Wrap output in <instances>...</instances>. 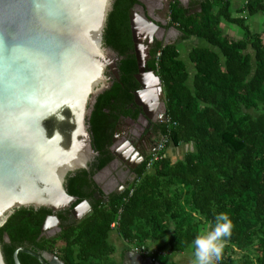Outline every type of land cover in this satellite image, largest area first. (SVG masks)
Returning a JSON list of instances; mask_svg holds the SVG:
<instances>
[{
    "label": "trees",
    "instance_id": "obj_1",
    "mask_svg": "<svg viewBox=\"0 0 264 264\" xmlns=\"http://www.w3.org/2000/svg\"><path fill=\"white\" fill-rule=\"evenodd\" d=\"M135 4L115 0L109 23L107 38L120 51L122 70L95 107L99 158L89 172L70 173L73 193L81 194L71 208L87 201L91 212L80 223L68 217L70 210L57 213L61 231L46 237L42 226L49 210L17 209L0 227L6 264H13L18 248L56 255L63 264H121L110 242L113 233L123 243L121 258L143 248L142 258L164 262L162 252L192 248L196 235L214 226L220 213L234 227L216 264H264V0H242L238 7L232 0L169 1L168 26L178 37L156 43L145 63L162 87L167 116L159 130L162 158L150 169L145 159L133 170L134 180L106 201L102 192L99 200L93 195L98 190L91 189L90 176L113 161L114 131L139 88L129 20ZM254 16L260 19L257 27L250 23ZM226 25L237 27L240 38L226 35ZM191 40L204 45L191 47L186 60L179 44ZM181 146L188 150L173 159L168 150ZM18 260L40 264L24 253Z\"/></svg>",
    "mask_w": 264,
    "mask_h": 264
},
{
    "label": "water",
    "instance_id": "obj_2",
    "mask_svg": "<svg viewBox=\"0 0 264 264\" xmlns=\"http://www.w3.org/2000/svg\"><path fill=\"white\" fill-rule=\"evenodd\" d=\"M114 3L0 0V227L17 209L44 208L51 214L44 220L42 235L52 237L61 231L57 213L70 210L80 223L91 212L87 201L71 208L81 194L73 193L70 173L88 172L89 164L97 162L95 107L100 94L121 74L120 51L107 38ZM152 5V0H136L139 14L129 15L140 87L134 101L145 113L142 95L148 91L143 80L151 78L157 98L162 95L159 78L145 70L137 31L146 23L153 27L150 41L154 32H165L157 25ZM109 165L95 174L94 182L103 183ZM95 198H101L99 192ZM19 253L40 264H63L56 255L23 248L13 253V264H20ZM0 264H6L1 245ZM123 264L159 263L129 250Z\"/></svg>",
    "mask_w": 264,
    "mask_h": 264
},
{
    "label": "flooded vegetation",
    "instance_id": "obj_3",
    "mask_svg": "<svg viewBox=\"0 0 264 264\" xmlns=\"http://www.w3.org/2000/svg\"><path fill=\"white\" fill-rule=\"evenodd\" d=\"M157 8L158 7H156L154 10L157 19L159 20L157 25L165 29V32L162 34L157 33L158 31L154 32L155 34L153 35V39L151 41L148 39V33H145L142 38H140L139 44L142 45L143 51L145 53V63L149 56V51L156 43H173L178 37L177 31L174 28L169 27L168 22L163 19L162 16H160V13H165L166 9L162 8L158 10ZM134 11L135 9L133 7L130 13ZM135 12L139 14V11ZM143 37L145 38L143 39ZM146 71L151 72L148 70ZM110 84L112 86L113 82ZM139 90L140 87L133 92V104L129 105L130 112L128 113V116L120 119V122L117 125L112 137L110 151L114 159L109 165L111 169L110 173L107 174L109 176L104 177L105 179L107 178V180H110L105 181L104 179L103 183H96L94 182L93 177L97 172L90 176L93 185H95L94 187L92 186L91 189L96 188V190H98L94 192V197L97 192H103V197L106 196L105 198H107V196L113 192L120 193L123 191L125 185L133 181L135 178L133 170H135L138 165L148 158L150 152H152L156 145L160 142V127L167 123L165 104H162V95L157 99L155 109L151 110L147 106V113H145L139 106L135 104L134 101V94L139 92ZM106 182L109 183L107 184ZM120 187L123 188L119 190ZM101 198L96 199L99 200ZM68 217L71 218L73 222H75V219L70 214H68ZM44 236L50 237L46 234ZM124 256L122 258H116L115 256V259L123 264Z\"/></svg>",
    "mask_w": 264,
    "mask_h": 264
},
{
    "label": "clouds",
    "instance_id": "obj_4",
    "mask_svg": "<svg viewBox=\"0 0 264 264\" xmlns=\"http://www.w3.org/2000/svg\"><path fill=\"white\" fill-rule=\"evenodd\" d=\"M233 227V222L227 213L218 214L215 217L214 226L201 231L193 240L191 264H216L222 258L224 248L232 235Z\"/></svg>",
    "mask_w": 264,
    "mask_h": 264
},
{
    "label": "rangeland",
    "instance_id": "obj_5",
    "mask_svg": "<svg viewBox=\"0 0 264 264\" xmlns=\"http://www.w3.org/2000/svg\"><path fill=\"white\" fill-rule=\"evenodd\" d=\"M169 1L170 0H161V2H160V6L157 8L158 10L159 9H166L165 10V13H160V16H162V18L163 19H165L167 22H168V17H167V13H168V4H169ZM158 4V3H157ZM154 14H155V12H154ZM155 16H156V14H155ZM157 17V16H156ZM252 19H254V20H251L250 21V23L253 21V24L251 25V26H255V27H257L259 24H260V19H259V16H254ZM235 26H233V28H234ZM260 27V26H259ZM258 27V28H259ZM258 28H256V29H258ZM223 29H224V32H225V34L226 35H229L230 37H232V38H234V39H239L240 38V35H236L235 36V34H236V32H235V30H236V28H234V29H232V30H228L227 28H225V27H223ZM238 31V33H239V30H237ZM232 32L233 33H235L234 35L232 34ZM199 42L198 41H189V42H186V43H181V44H179L178 46L179 47H181L180 48V51H181V53H182V57L184 58V59H188L187 58V56H188V52H189V50L191 49V47H193V46H195L196 44H198ZM200 43H202V42H200ZM203 45H204V43H202ZM185 47V50H183V48ZM187 149V148H186ZM177 151V150H176ZM181 154H183V153H181ZM181 154H179V157L181 156ZM107 180V178L105 179V181ZM108 180H110V179H108ZM107 180V181H108ZM115 236H117L116 234H115ZM114 237V236H113ZM118 239V238H117ZM120 241H122V240H120ZM110 242L111 243H114V244H116V246H118V241L117 240H115L114 238H112V236H111V238H110ZM117 252H118V248H117ZM189 253H191L190 252V249L189 250H187L186 252H184L183 254H178V253H175L174 255H175V257H177V258H179V262H180V264H191V261L192 260H190V257L192 256H190V254ZM116 258H118L117 256H116ZM160 259L161 260H163L164 262H166L167 261V256L166 257H162V255H160ZM193 259V258H192Z\"/></svg>",
    "mask_w": 264,
    "mask_h": 264
},
{
    "label": "crops",
    "instance_id": "obj_6",
    "mask_svg": "<svg viewBox=\"0 0 264 264\" xmlns=\"http://www.w3.org/2000/svg\"><path fill=\"white\" fill-rule=\"evenodd\" d=\"M233 1V4H234V6L235 7H238L239 5H241V2H242V0H232ZM189 2V0H186V2H183V1H181V3H183V4H187ZM251 20H254V19H250V21ZM252 24H253V21L251 22ZM225 28H227L228 30H232V29H234V28H236V30H235V32H236V34L235 33H233L232 32V34L234 35L235 34V36L236 35H239L238 34V28L237 27H234L233 28V26H224ZM191 41H198V40H191ZM199 43L198 44H196L195 46H197V45H201L202 43H200V41H198ZM183 50H185V47L183 48ZM188 57V56H187ZM187 148V149H186ZM188 150V146H181L180 147V149H178L177 151L176 150H168V153H169V155L173 158V159H176L177 157H179V154H181V153H185V151H187ZM182 155V154H181ZM114 236V237H113ZM112 238H114L115 240H117L119 243H118V246H117V248H118V252L116 253V255L115 256H117L118 258L120 257V253H121V249H122V247H123V243L119 240V238H118V236H115V233H113L112 234ZM118 238V239H117ZM153 251H154V249H153ZM190 252L191 253H189L190 254V260H192V258H193V249L192 248H190ZM181 254H183V253H181ZM160 255H162V257L164 256V257H166L167 256V261L166 262H161V261H159V260H157V261H155V262H157V263H159V264H180V262H179V258H177V257H175V255L174 254H168V253H166V252H162Z\"/></svg>",
    "mask_w": 264,
    "mask_h": 264
},
{
    "label": "bare ground",
    "instance_id": "obj_7",
    "mask_svg": "<svg viewBox=\"0 0 264 264\" xmlns=\"http://www.w3.org/2000/svg\"><path fill=\"white\" fill-rule=\"evenodd\" d=\"M152 6L151 9L153 8L156 9V7H159V3H156V0H152ZM137 31L139 32V37L142 38V36L145 33H151L152 31H154L153 27L148 26L147 23L144 25L139 26V28H137ZM144 85H146L145 90L148 91L146 97H144L142 95V99L144 101V103L151 109L154 110L155 109V105L157 103V96H156V90L154 89V82L153 80L150 78V81L147 80H143ZM152 85V86H151Z\"/></svg>",
    "mask_w": 264,
    "mask_h": 264
},
{
    "label": "built area",
    "instance_id": "obj_8",
    "mask_svg": "<svg viewBox=\"0 0 264 264\" xmlns=\"http://www.w3.org/2000/svg\"><path fill=\"white\" fill-rule=\"evenodd\" d=\"M164 143L165 142L163 140L160 141L156 145L155 149L152 152H150V154L148 156L149 157V162L146 165L147 166V169H150L153 163L159 161L162 158L161 152H162V150L164 148ZM115 225H116L115 223H112L111 224V228H114ZM142 251H143V248L141 249V251H137V249L134 250L135 253H139V252H142Z\"/></svg>",
    "mask_w": 264,
    "mask_h": 264
}]
</instances>
